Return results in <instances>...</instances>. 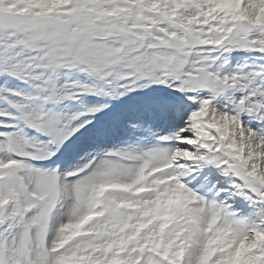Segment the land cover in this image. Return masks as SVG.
<instances>
[{"label":"snow or ice","instance_id":"obj_1","mask_svg":"<svg viewBox=\"0 0 264 264\" xmlns=\"http://www.w3.org/2000/svg\"><path fill=\"white\" fill-rule=\"evenodd\" d=\"M0 264H264V0H0Z\"/></svg>","mask_w":264,"mask_h":264}]
</instances>
